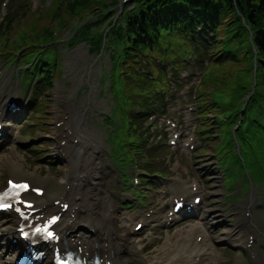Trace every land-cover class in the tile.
I'll use <instances>...</instances> for the list:
<instances>
[{
	"label": "rangeland",
	"instance_id": "obj_1",
	"mask_svg": "<svg viewBox=\"0 0 264 264\" xmlns=\"http://www.w3.org/2000/svg\"><path fill=\"white\" fill-rule=\"evenodd\" d=\"M66 34H67L66 31L62 33V35H66ZM84 53H85V47H83L82 50H79L77 52L69 51V53L64 56V62L66 65V72H65L66 78L64 80L65 81L64 85L54 89V93L49 97V101L45 103L46 113L45 114L40 113L38 124L37 125L29 124L23 127L24 130L30 131V134H28L25 137V138H30V137L32 138L31 140L28 141L29 145L37 146L35 147L37 148V151L34 152L33 159L37 160L38 158H40V155H43L44 158H41V160L39 161L41 164L44 165L43 172L48 174L49 171H53V174H51V176L57 179L60 177V173L65 171V167L62 166L63 158L57 154L58 148H56V144H55L56 142L51 132L55 129L54 116L60 115L64 111V108L68 104L70 98H72L71 102L74 106L75 112L88 109V113L81 116L82 126L85 127L84 132H88V130L90 129H95V131L99 136V139L104 144L103 152L100 153L101 161H102V154H106V145L104 143L106 138V129L101 128L100 114L110 109L111 102L108 99L107 94L100 95L101 99H98L97 96L98 91L96 89L93 90L89 89L87 92L83 90L81 93V88L84 83L90 88H96L98 68L102 67L103 69H107L109 66V60L106 53H104L101 60L98 61H95L94 54L88 55L87 53L86 54ZM91 69L92 71L87 79L81 78V74L82 72H84V70L90 71ZM74 74L76 75V78L73 81L72 77ZM79 79H81V82L78 83ZM76 83H77L76 87L72 90L73 85ZM16 93L20 94L17 90ZM176 108H178L179 110L178 106H176ZM177 116H179V121L182 123H186V121L189 120L190 124L192 125L197 124L196 116L192 113L191 114L188 113L184 109L181 112H179ZM34 118L36 120V116H34ZM186 128L188 129V127ZM205 148L207 149L206 159L202 157L201 159H199L200 161H198L197 159L198 156H197L195 159L197 160V162L194 163V161H192L191 163L193 167L192 168L193 171H195L196 168L200 172L204 171L206 163L208 162L210 163L211 157H209V155L212 153H210L209 151V146H205ZM77 149L78 151L82 152L81 153L82 159L80 163L85 165L87 168L88 164L90 163V160L88 159V154H86V152L84 151L82 144H80V146ZM92 158L93 159L96 158L95 154H92ZM44 160H51V161L47 163V161ZM47 168H49V171H47ZM206 170L208 171L209 169L207 168ZM204 175L205 174H203V176ZM110 178L113 179L112 171L110 174ZM51 180H52L51 184L54 185L53 179ZM229 184L230 183H228L227 186H229ZM213 190L218 191L217 186L213 188ZM225 196H226L225 193H222L220 198H224ZM211 197H213V195ZM261 198H263L261 193L258 194H255L253 192L247 193L240 200V204L237 205L242 206L244 203L247 202L248 199H250L252 205L256 204L255 208L256 211L258 212L260 220L264 221V210H260L258 208V203ZM231 250L234 251V249Z\"/></svg>",
	"mask_w": 264,
	"mask_h": 264
},
{
	"label": "bare ground",
	"instance_id": "obj_2",
	"mask_svg": "<svg viewBox=\"0 0 264 264\" xmlns=\"http://www.w3.org/2000/svg\"><path fill=\"white\" fill-rule=\"evenodd\" d=\"M52 135L56 136V132H53ZM19 168L20 167H18V169ZM72 180H76V178H73ZM83 180L87 181L86 184L91 187L92 192L90 194H92L93 191L97 189L96 187L97 180L95 178L92 179L85 178ZM71 191H72V186H70L69 189H66L65 186L62 185L59 187V189L55 190L51 195L55 197L54 199H56L59 196L69 199L70 208L68 211L74 213V210L75 209L77 210L78 208L75 205L74 196ZM106 203H107V199H105L104 197H101V200L97 201V204L99 206H104ZM36 207L39 208L38 213H45L47 209H51V210L56 209L55 206L53 205L48 206L47 203L44 201H38ZM110 211L111 209H109V203H108L105 210H103L100 214V222L103 223L106 220L112 218ZM68 213L64 214L63 220L59 226V230L61 234L66 237L68 244H75V245L79 244L82 246L84 251L91 252L93 248L90 242V238H88L83 233H77L75 235L72 234V228L73 225H75V222L74 220L70 219ZM202 214L204 216H209L211 219H213V221H215L216 219L212 211H210V209L207 207H204L202 209ZM98 228H102V226L100 225ZM4 230L6 234L11 235L13 230L12 225L8 224L7 222V225L4 227ZM227 232H231L233 234V237L231 239V242L233 244L241 245L243 243L242 241L243 228L241 226H236L235 228L232 227L227 230L220 231L219 233H217L216 239L224 240L226 238ZM197 236L201 237L199 242L196 241ZM70 237H72V239H70ZM94 250L102 254H106L107 256H110V254L112 253L114 256V261L116 263L120 261L117 251L114 250L109 245L106 247V249L95 247ZM164 253L167 257L166 264H217L216 257L212 252L211 240L208 237L205 228L203 227V224L195 226L190 230L186 231L183 235L178 237V239L173 244L166 243L164 246ZM261 264H264L263 258Z\"/></svg>",
	"mask_w": 264,
	"mask_h": 264
},
{
	"label": "trees",
	"instance_id": "obj_3",
	"mask_svg": "<svg viewBox=\"0 0 264 264\" xmlns=\"http://www.w3.org/2000/svg\"><path fill=\"white\" fill-rule=\"evenodd\" d=\"M243 2L246 4L247 0H243ZM264 5V2H263ZM257 14L263 18L264 22V9L258 8ZM257 26V25H254ZM258 37H257V42L259 46L261 47V52L264 54V28L263 26H258Z\"/></svg>",
	"mask_w": 264,
	"mask_h": 264
},
{
	"label": "snow or ice",
	"instance_id": "obj_4",
	"mask_svg": "<svg viewBox=\"0 0 264 264\" xmlns=\"http://www.w3.org/2000/svg\"><path fill=\"white\" fill-rule=\"evenodd\" d=\"M13 187H19V188H27V185H24V184H22V185H13ZM4 195H7V193H4ZM2 206H6V205H0V207H2ZM29 207H31V205H29ZM55 217L53 218V222L55 221ZM38 232L39 231H46V229H39V228H37L36 229ZM48 235L49 236H52V233L51 232H48Z\"/></svg>",
	"mask_w": 264,
	"mask_h": 264
}]
</instances>
